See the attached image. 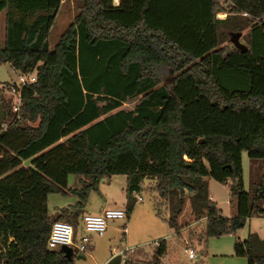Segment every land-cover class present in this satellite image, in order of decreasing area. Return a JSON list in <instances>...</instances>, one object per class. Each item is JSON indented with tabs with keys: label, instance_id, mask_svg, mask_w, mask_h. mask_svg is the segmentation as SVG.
Returning a JSON list of instances; mask_svg holds the SVG:
<instances>
[{
	"label": "trees",
	"instance_id": "obj_1",
	"mask_svg": "<svg viewBox=\"0 0 264 264\" xmlns=\"http://www.w3.org/2000/svg\"><path fill=\"white\" fill-rule=\"evenodd\" d=\"M78 1L50 48L62 0H0V63L35 77L19 90L18 118L13 81L0 86V264H73L77 249L69 259L47 247L51 225L70 223L79 242L89 193L115 175L126 177V217L150 179L155 214L175 234L186 201L206 238L264 217V0ZM243 31L244 45L227 43ZM242 151L261 160L249 190ZM207 177L228 185L229 216L210 198ZM51 193L76 201L50 213ZM252 238L235 239L232 254L264 264ZM166 253L160 238L149 258L124 264H161ZM106 264H121V255Z\"/></svg>",
	"mask_w": 264,
	"mask_h": 264
},
{
	"label": "rangeland",
	"instance_id": "obj_2",
	"mask_svg": "<svg viewBox=\"0 0 264 264\" xmlns=\"http://www.w3.org/2000/svg\"><path fill=\"white\" fill-rule=\"evenodd\" d=\"M78 0H62L61 7L55 19L54 25L50 28L48 33V44L51 47L57 42L61 32L64 28L73 20L75 13L77 12ZM113 3L117 4L118 0H113ZM220 15V14H219ZM217 15L218 17H221ZM4 25L5 17L4 13H0V40L4 39ZM245 31L233 34L228 40V44L232 47H239L244 45L243 34ZM18 72L14 71L9 64L0 63V86H3L6 82L18 81ZM163 81L171 77L169 69L163 70ZM8 96V92L6 91ZM12 96V95H11ZM13 100V96H12ZM125 107H131L132 102L124 105ZM1 132V130H0ZM28 162H24L27 165ZM242 168H243V184L244 189L249 190L251 182L258 177L261 170V160L250 159L245 151H242ZM79 176L71 174L68 177V185L70 187L78 186L77 180ZM104 180V181H103ZM209 194L212 196L213 201L217 203L218 208L222 214L230 215L229 209V188L226 184H221L214 179L207 177ZM152 182L150 179H145L142 182V190L138 192L142 197V201L136 202L137 212L135 219L132 223L126 218L108 220V224L117 225V229L107 233V227L103 234L95 235L90 234V241L95 243L99 242V246L95 247L98 251L97 255L103 253L104 256H110L112 253H118L125 250V259L130 255L138 259H146L152 253L155 241L161 237L160 234L171 233L174 230L170 228L166 222L160 218H155L154 204L158 203L156 195L152 190ZM125 185L126 177L124 175H115L110 180L102 179L99 184L98 191L91 192L90 202L92 206H97L103 203L102 195L105 193L109 196L110 202H121L122 198H125ZM76 201V197L71 194H59L51 193L47 197V206L50 213H54L56 208L73 204ZM89 199L87 198L81 211L78 221L80 222L79 233L83 232L82 217L83 213L90 212L88 208ZM111 205L113 203H110ZM144 209L146 210H143ZM183 215L180 222L182 227H185L182 232V236L185 238V247L193 249L196 254L195 259L188 258V252L183 248V237L174 234L168 241V264H246V259L243 257L232 256L233 242L239 238L243 240L247 238L249 234H252V243L254 248L264 253V246L258 248L257 246L264 241V218L252 217L246 222L243 228L239 229L232 236L224 235L220 237L206 238L204 235V219L195 220L191 211L189 202L186 201ZM88 208V209H87ZM141 211V212H139ZM147 211V212H146ZM148 211L152 213L151 218L145 217L148 215ZM145 212V213H143ZM152 219V220H151ZM195 222L191 227L189 222ZM202 224L201 233L199 232V225ZM128 231H124V226ZM189 225V227H187ZM158 234V235H157ZM199 235V236H198ZM79 238L76 242H78ZM199 240V241H198ZM198 241V242H197ZM142 248L146 256L136 254L134 249ZM76 249V248H75ZM96 251V252H97ZM86 255V259H89ZM174 259V260H173ZM76 263L84 261V259L74 258ZM164 260L162 259L161 264ZM166 262V261H165Z\"/></svg>",
	"mask_w": 264,
	"mask_h": 264
},
{
	"label": "built area",
	"instance_id": "obj_3",
	"mask_svg": "<svg viewBox=\"0 0 264 264\" xmlns=\"http://www.w3.org/2000/svg\"><path fill=\"white\" fill-rule=\"evenodd\" d=\"M34 80V73H21L18 74V81H13V84L10 86L9 93L13 96L12 110L16 113L17 118L19 117L21 105L19 90L24 84L31 83ZM135 197L137 202L142 201L139 193H136ZM121 218H126L125 211L121 208H105L95 214H84L82 217L84 233L79 242L73 240V227L70 223L63 220L54 221L48 235L47 247L54 249L60 248L61 245H68L73 250L76 248L79 252L84 253L87 251L90 234L102 235L108 225V220ZM185 251L188 252L189 258L195 257L194 252L190 248H186ZM119 254L121 255V264H124L125 255H123V251L119 252Z\"/></svg>",
	"mask_w": 264,
	"mask_h": 264
},
{
	"label": "crops",
	"instance_id": "obj_4",
	"mask_svg": "<svg viewBox=\"0 0 264 264\" xmlns=\"http://www.w3.org/2000/svg\"><path fill=\"white\" fill-rule=\"evenodd\" d=\"M220 14V15H219ZM223 14V15H222ZM217 15H219V16H221L220 18H222V17H224L225 16V13H223V12H221V13H218ZM111 178V177H110ZM110 178H104V179H107V180H110ZM104 181V180H103ZM92 192V191H91ZM91 192L89 193V195H88V199H89V203H88V208H89V210H90V212H86V213H83V215L84 214H87V213H90V214H95V213H98V212H100V211H102L103 209H105V208H121V209H124V207H125V198L123 199L122 198V201L121 202H114V200L112 201V202H110V199H109V196L105 193L104 195H102V200H103V203L102 204H100V205H97V206H92V204H91V202H90V198H91ZM210 195V194H209ZM210 198L213 200V198H212V196L210 195ZM137 202V201H136ZM110 203H113L112 205L110 204ZM87 208V209H88ZM185 208V207H184ZM143 210H146V209H144V207H143ZM183 211H184V209H183ZM183 211H182V213L180 214V216L178 217V225H179V234H176V235H179V236H182V232L185 230L184 228L185 227H182V225H181V222H180V219H181V216L183 215ZM136 212H137V207H136V205L133 207V209H132V212H131V214H130V216L129 217H127V219L130 221V223H132L133 222V220L135 219V216H136ZM139 212H141V211H139ZM147 212V211H146ZM143 213H145V212H143ZM222 213V212H221ZM148 215H145V217H148V218H151V216H152V213L150 212V211H148V213H147ZM227 216H229V215H227ZM155 218H158L157 216H156V214H155ZM252 218V217H251ZM250 218V219H251ZM264 218V217H263ZM249 219V220H250ZM152 220V219H151ZM190 224V226L192 227L193 226V224L195 223L194 221L193 222H189ZM189 225L187 226V227H189ZM117 225H107V233H109L110 231L112 232V231H114L115 229H117ZM125 229H124V231H128L127 230V228L125 227V225L123 226ZM202 224H200L199 225V232L201 233V230H202ZM174 233H175V231H173ZM173 232H171V233H163L162 232V234H160V236L161 237H165V239H166V242H167V253H166V256L163 258V260H164V264H168V261H169V255H168V248H169V246H168V241H169V238L174 234ZM104 235V234H103ZM158 235V234H157ZM101 236V235H100ZM199 236V235H198ZM228 236H232V235H228ZM183 237V248H184V251H185V249H186V247H185V238H184V236H182ZM199 241V240H198ZM197 241V242H198ZM261 244H262V246H264V241L263 242H261L257 247L258 248H260V247H262L261 246ZM99 246V242H91V243H89L88 244V248H87V251L86 252H84V253H81V254H79V255H83V258H78L77 256H76V258L77 259H84V261H80L79 263H76L75 261L73 262V264H106V262L110 259V257L112 256V255H115V254H117V253H112L110 256H104L103 255V253L102 254H100V255H97V253H98V251L95 249V247H98ZM192 251H193V249H191ZM257 251H258V249H256ZM97 251V252H96ZM119 252H121V251H119ZM118 252V253H119ZM187 252V251H186ZM194 252V251H193ZM195 254V253H194ZM86 255H88L87 257L89 258V259H86ZM231 255L232 256H234L232 253H231ZM195 257H196V254H195ZM195 257L194 258H189V259H195ZM236 257V256H235ZM243 258V257H242ZM246 259V258H245ZM174 260V259H173ZM166 261V262H165ZM246 264H247V262H246Z\"/></svg>",
	"mask_w": 264,
	"mask_h": 264
},
{
	"label": "water",
	"instance_id": "obj_5",
	"mask_svg": "<svg viewBox=\"0 0 264 264\" xmlns=\"http://www.w3.org/2000/svg\"><path fill=\"white\" fill-rule=\"evenodd\" d=\"M60 250L64 253V255L71 259L73 256V248L68 245H61ZM78 258H83V255H77Z\"/></svg>",
	"mask_w": 264,
	"mask_h": 264
}]
</instances>
